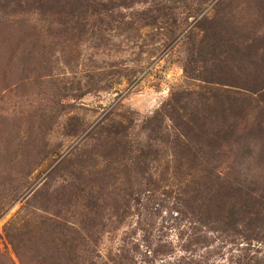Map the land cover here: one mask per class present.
Returning <instances> with one entry per match:
<instances>
[{
  "label": "rangeland",
  "instance_id": "1",
  "mask_svg": "<svg viewBox=\"0 0 264 264\" xmlns=\"http://www.w3.org/2000/svg\"><path fill=\"white\" fill-rule=\"evenodd\" d=\"M0 264H264V0H0Z\"/></svg>",
  "mask_w": 264,
  "mask_h": 264
}]
</instances>
